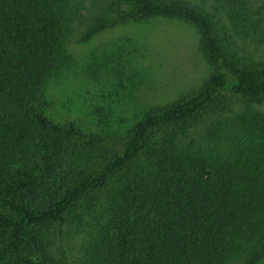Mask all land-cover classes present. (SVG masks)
<instances>
[{
  "label": "trees",
  "instance_id": "obj_1",
  "mask_svg": "<svg viewBox=\"0 0 264 264\" xmlns=\"http://www.w3.org/2000/svg\"><path fill=\"white\" fill-rule=\"evenodd\" d=\"M250 1L214 0L229 27L187 0H0V264H73L53 236L77 225L80 264L264 259V113L224 117L264 101V60L235 46L260 24ZM79 5L95 9L83 43L153 19L192 27L209 75L122 136L53 122L42 109L72 64Z\"/></svg>",
  "mask_w": 264,
  "mask_h": 264
},
{
  "label": "rangeland",
  "instance_id": "obj_2",
  "mask_svg": "<svg viewBox=\"0 0 264 264\" xmlns=\"http://www.w3.org/2000/svg\"><path fill=\"white\" fill-rule=\"evenodd\" d=\"M198 5L222 26H231L214 0H187ZM89 7V6H88ZM74 23L68 49L72 64L54 79L46 93L43 111L53 122H72L87 134L125 135L150 110L169 105L194 93L209 75L198 51L195 30L176 20L153 19L105 30L81 42L94 8L82 11ZM252 40L235 38L239 55L264 60V0H252ZM259 111L261 104L239 102L224 117ZM198 126L196 133H200ZM79 227V228H75ZM86 239L84 228L68 227L54 246L62 245L73 264H80ZM264 264V259L259 263Z\"/></svg>",
  "mask_w": 264,
  "mask_h": 264
}]
</instances>
